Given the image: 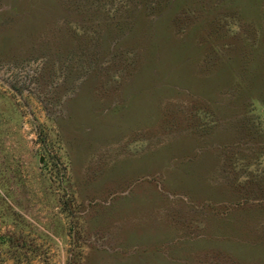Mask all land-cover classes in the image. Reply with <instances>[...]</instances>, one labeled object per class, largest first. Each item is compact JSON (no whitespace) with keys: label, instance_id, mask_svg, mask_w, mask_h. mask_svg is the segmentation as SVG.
<instances>
[{"label":"rangeland","instance_id":"1","mask_svg":"<svg viewBox=\"0 0 264 264\" xmlns=\"http://www.w3.org/2000/svg\"><path fill=\"white\" fill-rule=\"evenodd\" d=\"M0 264H264V0H0Z\"/></svg>","mask_w":264,"mask_h":264}]
</instances>
